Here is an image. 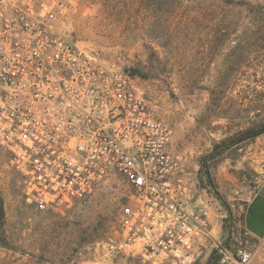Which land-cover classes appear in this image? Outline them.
I'll use <instances>...</instances> for the list:
<instances>
[{"label": "rangeland", "instance_id": "1", "mask_svg": "<svg viewBox=\"0 0 264 264\" xmlns=\"http://www.w3.org/2000/svg\"><path fill=\"white\" fill-rule=\"evenodd\" d=\"M235 1H58L60 33L121 73L171 129V151L227 247L217 264H237L245 200L264 182V133L216 152L264 123V0ZM127 194L115 179L71 208L40 210L0 146V264H152L122 241ZM216 249L186 263L208 264Z\"/></svg>", "mask_w": 264, "mask_h": 264}, {"label": "built area", "instance_id": "2", "mask_svg": "<svg viewBox=\"0 0 264 264\" xmlns=\"http://www.w3.org/2000/svg\"><path fill=\"white\" fill-rule=\"evenodd\" d=\"M59 0H0V146L27 203L59 210L118 179L123 243L152 264H187L218 242L172 131L141 93L57 27ZM237 264L254 252L239 247Z\"/></svg>", "mask_w": 264, "mask_h": 264}, {"label": "crops", "instance_id": "3", "mask_svg": "<svg viewBox=\"0 0 264 264\" xmlns=\"http://www.w3.org/2000/svg\"><path fill=\"white\" fill-rule=\"evenodd\" d=\"M211 219L214 225V217ZM241 224L243 233L247 237L245 248L254 252L250 264H264V182L251 198L245 200ZM216 229L217 227L214 231Z\"/></svg>", "mask_w": 264, "mask_h": 264}, {"label": "trees", "instance_id": "4", "mask_svg": "<svg viewBox=\"0 0 264 264\" xmlns=\"http://www.w3.org/2000/svg\"><path fill=\"white\" fill-rule=\"evenodd\" d=\"M227 4H234L236 3L235 0H222ZM264 133V123H262L260 126H256L254 128H250L247 131L240 133L237 137L224 142L222 145L217 146L216 148V152L220 153L223 152L227 149H229L232 146L237 145L238 143L251 139V138H255L261 134ZM206 178H208V180H210V175L209 172L207 171L206 173ZM0 218L4 219V207H3V203L0 199ZM222 246L224 248H227L225 245L222 244ZM212 257L209 259L208 264H217V262L222 258V254L220 253V251L218 249L214 250L212 253Z\"/></svg>", "mask_w": 264, "mask_h": 264}]
</instances>
